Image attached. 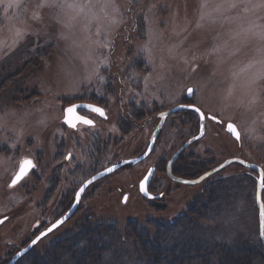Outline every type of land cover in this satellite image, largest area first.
I'll return each mask as SVG.
<instances>
[{"label": "rangeland", "instance_id": "rangeland-1", "mask_svg": "<svg viewBox=\"0 0 264 264\" xmlns=\"http://www.w3.org/2000/svg\"><path fill=\"white\" fill-rule=\"evenodd\" d=\"M114 2L118 11L99 19L51 10L43 0L0 3V113L16 112L0 118V264L60 217L93 172L141 154L156 113L177 104L206 114L205 134L174 164L177 176L196 178L233 156L264 171V0ZM80 98L107 106L109 118L95 116L99 125L76 136L61 118ZM200 128L191 108L167 116L147 158L92 183L74 214L13 264H74L77 249L96 236L99 250L84 264H136L157 232L180 246H249L264 264L256 169L233 162L198 183L165 170ZM24 157L35 167L14 187ZM153 164L151 190L163 194L150 198L138 185Z\"/></svg>", "mask_w": 264, "mask_h": 264}, {"label": "water", "instance_id": "water-1", "mask_svg": "<svg viewBox=\"0 0 264 264\" xmlns=\"http://www.w3.org/2000/svg\"><path fill=\"white\" fill-rule=\"evenodd\" d=\"M188 89H191L192 90V94H193V87H189ZM188 93V91H187ZM188 94V96H192ZM79 105H82V106H95V107H99L101 108L100 106L98 105H95L94 103H90V102H79V103H74V104H71V105H68L66 107V111H65V117L64 119L66 121H68V123L70 124V117L73 113H75V111L77 112V106ZM190 106H194V107H198L197 105L195 104H187V103H182V104H177L175 106H173L172 108H169V109H165V110H162L159 112V116L161 117L158 125L156 126L151 138H150V143L147 147V149L145 150V152L139 156H136V157H133V158H129L127 160H124V161H121L119 163H114L102 170H100L99 172H97L96 174L88 177L81 185L80 187L77 189L76 191V194H75V198H74V201L71 205V207L65 212L63 213L60 217H58L55 221H53L48 228L42 230L39 234H37L33 239H31L27 245H25L24 247H22L20 249V251L17 253L16 257L14 259H12L11 262H9L8 264H13L15 262V260H17V258H19L21 255H23L24 253H26L27 251H29L35 244H37L41 238H43L45 235H47L48 233H50L51 231H48L50 228L52 230H55L56 228H58L60 225H62L64 222H66L73 214L74 212L76 211V209L78 208L79 206V203L82 199V196L84 194V192L86 191V189L93 183L95 182L96 180H98L99 178L103 177L104 175H107V174H110L112 172H108L107 169L108 168H113L114 170L118 169L119 167H121L123 164L125 163H128V162H132V163H138L139 161H141L142 159L146 158L150 152L152 151L154 145H155V142H156V138L161 130V127L163 125V122L165 120V118L178 111L179 109L181 108H191ZM73 109L71 112L68 111L69 109ZM200 108V107H198ZM201 109V108H200ZM201 111L203 113H205L202 109ZM209 117H212L214 115L212 114H209L208 115ZM216 119L215 120H219V118L217 116H215ZM200 120H201V128H200V131L195 135L193 136L192 138H190L186 143H184L183 145H181L177 150L176 152L173 154V156L170 158L169 162H168V173L169 175L180 181V182H183V183H198L200 181H202L203 179L207 178L208 176L222 170L223 168H225L226 166H228L229 164L233 163V162H239V163H242L244 165H247L249 167H252L254 169H256L259 173V177L257 179L258 181V190H257V197H258V201H259V219H260V228H261V237H262V240H263V243H264V207H262L263 203H262V200H261V192H262V189L264 188V183L262 182L263 181V177H264V171H263V168L262 166H260L259 164L255 163V162H251V161H246L244 160L243 158L239 157V156H233V157H229L227 159H225L224 161H222L221 163L217 164L216 166L210 168L209 170H207L206 172H204L203 174H201L200 176L196 177V178H192V179H188V178H182V177H177L175 175L172 174L171 172V168L174 164V162L177 160L178 156L180 155V153L190 144H192L194 141L200 139L206 132V127H205V120H206V114H205V118L204 119H201L200 117ZM229 124H233L237 130L240 132L237 124L234 122V121H227L225 126H226V129L228 131V125ZM229 132V131H228ZM230 133V132H229ZM231 135H233L235 137V134L234 133H231ZM240 137H241V132H240ZM27 160H31V159H27ZM25 161V160H24ZM23 161V162H24ZM22 162V164H23ZM22 164L19 166L17 172L15 173V175L13 176V179L11 180V184L13 185V180L16 178V176L20 173V168L22 166ZM31 169V168H30ZM30 171V170H29ZM28 171V172H29ZM153 171H154V167H150L149 170L146 172V174L144 175V177L141 179L140 183H139V186H140V190L141 192L144 194V196L146 197H154L155 195L153 193H151L148 189V184L152 178V175H153ZM24 177V176H23ZM22 177V178H23ZM93 177L95 178L93 180V182L91 184H88V180L90 179H93ZM21 178V179H22ZM20 179V180H21ZM19 180V181H20ZM18 181V182H19ZM17 182V183H18ZM84 188V191L81 193L80 192V189L81 188ZM147 189L146 191L144 189ZM64 220L63 223L59 224L58 226H55L57 225V222L60 221V220ZM55 226V227H54ZM35 241V243H33Z\"/></svg>", "mask_w": 264, "mask_h": 264}, {"label": "trees", "instance_id": "trees-1", "mask_svg": "<svg viewBox=\"0 0 264 264\" xmlns=\"http://www.w3.org/2000/svg\"><path fill=\"white\" fill-rule=\"evenodd\" d=\"M115 68L117 69V73H121L118 67L115 66ZM171 230L166 228V232H170ZM159 234L160 232H157L155 236L157 241L151 248L144 247L141 249L143 251L142 254L137 253L136 264H260L259 256L249 246L228 247L225 244H215L201 247L199 244L195 246L190 245V243L180 246V244L175 245L166 242L169 240V237H162ZM160 237L161 240H159ZM99 238L96 236L92 237L91 240L87 239V243L82 244L83 246L77 249V255L80 260H75L74 264H84L87 260V255L99 250V246H96L97 244L94 245L95 239ZM258 246H261L264 250V243L258 244ZM49 264L56 263L51 262Z\"/></svg>", "mask_w": 264, "mask_h": 264}, {"label": "snow or ice", "instance_id": "snow-or-ice-1", "mask_svg": "<svg viewBox=\"0 0 264 264\" xmlns=\"http://www.w3.org/2000/svg\"><path fill=\"white\" fill-rule=\"evenodd\" d=\"M0 3H3V0H0ZM9 8L12 7L13 5L11 3H9L7 5ZM43 6L48 7L51 10H61L63 12H74L77 15L81 14V13H85V11L87 10V15L91 16L93 19H99L100 18V14H105L106 15V10L107 9H112L113 11H118V9L116 8L115 2L114 0H88L87 3H82L80 2V0H43ZM232 7H236L235 4L231 5ZM259 7H264V2H262L260 5H258ZM73 19H75V16L73 17ZM113 24L116 23L115 20L112 21ZM19 35V33H18ZM261 35H264V33H261ZM22 38V37H21ZM104 47H107V45H103ZM188 94L191 95L192 94V90L188 89ZM90 108L91 111H94L96 113H98L101 116L105 115V112L102 108L99 107H95V106H88ZM192 107V110L195 111L196 113H198L201 117V119L205 118V113H203L201 111L200 108L198 107H194V106H190ZM73 109H69L68 111H72ZM211 119L215 120L216 117L212 116L210 117ZM81 122L89 125V126H94V122L92 120H88V119H84V118H80ZM75 126V125H73ZM228 131L230 133H234L235 134V138L237 140L240 139V132L237 130V128L233 125V124H229L228 125ZM70 158V157H69ZM35 164L31 161V160H25L20 168V173L16 176V178L13 180V186L25 175H27L28 171L30 170V168H34ZM108 172H112L114 171L113 168H108L107 169ZM95 178L93 177V179L88 180V184H91L93 182ZM264 182V181H262ZM145 191L147 190L146 188L144 189ZM84 191V188L82 187L80 189V192L82 193ZM262 207H264V205H262ZM64 220H60L57 222L58 226L59 224L63 223ZM0 223H3L2 220H0ZM54 226V227H55ZM48 231H52V229L50 228ZM35 243V241L33 242Z\"/></svg>", "mask_w": 264, "mask_h": 264}, {"label": "flooded vegetation", "instance_id": "flooded-vegetation-1", "mask_svg": "<svg viewBox=\"0 0 264 264\" xmlns=\"http://www.w3.org/2000/svg\"><path fill=\"white\" fill-rule=\"evenodd\" d=\"M79 102H90V103H94L95 105H98V106H100L103 110H104V112H105V115L104 116H101V115H99L98 113H96V112H94V111H91L90 110V108L89 107H87V106H82V105H79V106H77V112L75 111V113H73L72 115H71V117H70V124L68 123V121H66L65 119H64V117H65V111H66V107L68 106V105H71V104H74V103H79ZM180 104H182V103H180ZM185 108V107H184ZM159 112L160 111H158L157 113H156V115L158 116V117H160L159 116ZM95 116H97V117H101L102 119H108L109 118V114H108V108H107V106H105V105H103V104H101V103H98V102H96V101H92V100H89V99H83V98H80V99H77V100H75V101H73L72 103H69V104H67L65 107H64V114H63V116H62V118H61V121H62V123H63V125L66 127V128H68V129H71V131H72V133H75V135L76 136H82V135H85V131H87V130H89V128H95L96 126H98L99 125V121H97L94 117ZM169 116V115H168ZM84 118V119H88V120H92L93 122H94V126H89V125H86V124H84V123H82L81 122V119L80 118ZM100 118V119H101ZM101 119V120H102ZM160 119H161V117H160ZM160 121V120H159ZM159 121H158V123H159ZM73 125H75V126H73ZM158 125V124H157ZM156 128V127H155ZM155 130V129H154ZM154 130H153V132H154ZM153 132H152V134H153ZM152 136V135H151ZM158 137V136H157ZM151 138V137H150ZM157 139V138H156ZM149 143H150V140H149ZM149 145V144H148ZM147 149V148H146ZM145 149V150H146ZM153 149H154V147H153ZM153 149H152V151H153ZM145 150L141 153V154H143L144 152H145ZM152 151L150 152V154L152 153ZM176 152V151H175ZM174 152V153H175ZM173 153V154H174ZM70 154V153H69ZM69 154L67 155L68 156V158H69ZM141 154H139V155H141ZM149 154V155H150ZM173 154H172V156H173ZM139 155H136V156H139ZM148 155V156H149ZM136 156H131V157H126L125 159H122V160H120L119 162H121V161H124V160H127V159H129V158H133V157H136ZM147 156V157H148ZM171 156V157H172ZM146 157V158H147ZM170 157V158H171ZM170 158L168 159V161H167V163H166V167H165V170H166V172H167V174H169L168 173V162H169V160H170ZM26 159H31V161L35 164V161H34V159L32 158V157H24L23 159H22V162L24 161V160H26ZM145 159V158H144ZM144 159H142L141 161H139L138 163H140V162H142ZM22 162H20V164H19V166L22 164ZM119 162H116V163H119ZM176 162V161H175ZM175 162H174V164H175ZM138 163H132V162H128V163H125V164H123L121 167H123V166H125V165H134V164H138ZM112 164H114V163H112ZM112 164H109L108 166H110V165H112ZM174 164H173V166H172V168H171V172H172V174L173 175H175V176H177L175 173H174V170H173V168H174ZM19 166H18V168H19ZM108 166H105L104 168H106V167H108ZM216 166V165H215ZM121 167H119L118 169H120ZM150 167H154V171H153V175H152V177L154 176V173H155V171L157 170V168L159 167L157 164H153V165H150L149 166V168ZM104 168H101V169H99V170H97V171H95V172H93L90 176H92V175H94V174H96L97 172H99L100 170H102V169H104ZM149 168H148V170H149ZM118 169H116V170H114L112 173H114L115 171H117ZM18 170V169H17ZM33 170V168H31L30 169V171H32ZM147 170V171H148ZM30 171L27 173V175L30 173ZM146 171V172H147ZM257 171V170H256ZM146 172L143 174V177H144V175L146 174ZM258 172V171H257ZM112 173H110V174H112ZM110 174H107V175H104L103 177H101V178H99V179H102V178H104V177H106V176H108V175H110ZM201 174H203V173H201ZM200 174V175H201ZM259 174V173H258ZM15 175V174H14ZM26 176V175H25ZM90 176H88V177H90ZM87 177V178H88ZM142 177V178H143ZM177 177H179V175L177 176ZM86 178V179H87ZM12 179H13V177H12ZM11 179V180H12ZM85 179V180H86ZM10 180V181H11ZM85 180H83V182L85 181ZM151 180H152V178H151ZM151 180H150V182H149V184H148V189H149V191L151 192V193H153L155 196H159V195H162L163 194V192H159V193H157V194H155L152 190H151ZM21 181V180H20ZM82 182V183H83ZM81 183V184H82ZM94 183V182H93ZM10 184H11V182H10ZM80 184V185H81ZM12 185V184H11ZM91 186V185H90ZM80 187V186H79ZM78 187V188H79ZM138 188H139V191H140V193L144 196V194L141 192V190H140V186L138 185ZM154 196V197H155ZM153 197V198H154ZM125 200H127V194L126 195H124V197H123V201H125ZM73 203V202H72ZM72 203H71V205H72ZM71 205L69 206V208L71 207ZM69 208H67L66 209V211L69 209ZM65 211V212H66ZM64 212V213H65Z\"/></svg>", "mask_w": 264, "mask_h": 264}, {"label": "bare ground", "instance_id": "bare-ground-1", "mask_svg": "<svg viewBox=\"0 0 264 264\" xmlns=\"http://www.w3.org/2000/svg\"><path fill=\"white\" fill-rule=\"evenodd\" d=\"M16 112L15 111H12V110H7L6 112H4V113H0V118H8V120H10V117L11 116H15L16 114H15ZM29 120V119H28ZM229 121V120H228ZM227 122V121H226ZM14 187H16V186H14ZM61 226V225H60Z\"/></svg>", "mask_w": 264, "mask_h": 264}]
</instances>
